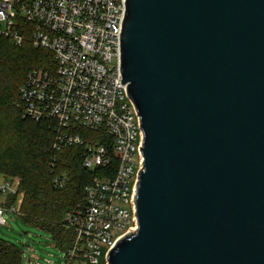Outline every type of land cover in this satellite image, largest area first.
Segmentation results:
<instances>
[{
    "label": "water",
    "instance_id": "obj_1",
    "mask_svg": "<svg viewBox=\"0 0 264 264\" xmlns=\"http://www.w3.org/2000/svg\"><path fill=\"white\" fill-rule=\"evenodd\" d=\"M137 231L109 264H264V0H126Z\"/></svg>",
    "mask_w": 264,
    "mask_h": 264
},
{
    "label": "built area",
    "instance_id": "obj_2",
    "mask_svg": "<svg viewBox=\"0 0 264 264\" xmlns=\"http://www.w3.org/2000/svg\"><path fill=\"white\" fill-rule=\"evenodd\" d=\"M126 0H0V35L17 45L30 40L52 52L50 69L33 68L20 87L23 117L50 121L53 150L82 146V165L97 174L85 199L70 212L73 245L64 264H109V253L139 225L137 196L144 171L145 134L135 103L122 83L121 31ZM79 128L96 133L87 140ZM52 159V172L56 168ZM68 181L55 174L57 187ZM0 225L18 213V183L0 175Z\"/></svg>",
    "mask_w": 264,
    "mask_h": 264
},
{
    "label": "trees",
    "instance_id": "obj_3",
    "mask_svg": "<svg viewBox=\"0 0 264 264\" xmlns=\"http://www.w3.org/2000/svg\"><path fill=\"white\" fill-rule=\"evenodd\" d=\"M53 63L51 51L35 48L30 40L17 45L12 38L0 35V175L18 183L20 198H11L8 205L17 203L25 224L46 230L55 244L66 250L76 235L68 225L69 214L84 201V188L97 171L83 167L82 146L54 152L51 122L25 118L17 106L28 73L37 67L50 69ZM79 132L87 140L96 134L84 128ZM53 157L56 168L52 172ZM57 173L68 175L62 188L55 185ZM0 264H23L22 250L0 239Z\"/></svg>",
    "mask_w": 264,
    "mask_h": 264
},
{
    "label": "rangeland",
    "instance_id": "obj_4",
    "mask_svg": "<svg viewBox=\"0 0 264 264\" xmlns=\"http://www.w3.org/2000/svg\"><path fill=\"white\" fill-rule=\"evenodd\" d=\"M90 172H95V167ZM0 200L4 201L1 195ZM7 220L8 225H0V239L22 250L23 264H64V250L46 230L25 224L18 213H10Z\"/></svg>",
    "mask_w": 264,
    "mask_h": 264
}]
</instances>
